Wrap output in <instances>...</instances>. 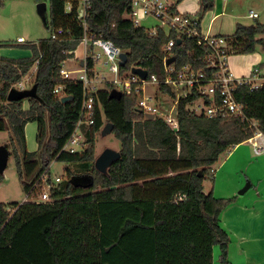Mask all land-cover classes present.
Listing matches in <instances>:
<instances>
[{"label":"trees","instance_id":"1","mask_svg":"<svg viewBox=\"0 0 264 264\" xmlns=\"http://www.w3.org/2000/svg\"><path fill=\"white\" fill-rule=\"evenodd\" d=\"M6 1L0 0V6ZM49 1L47 27L51 34L58 29L63 33L29 44L31 57L0 55V132L9 130L10 145H5L14 155L25 191L33 197L0 202V264H214L216 245L221 248V264H230V236L220 215L236 197L218 198L213 191H205L204 182L213 181L221 155L257 131L264 135V84L257 89L245 83L236 87L244 115L199 114L195 108L199 93L182 96L179 128L174 130L163 118L150 119L137 109L138 84L117 99L110 98L116 85L105 82L95 94L96 122L86 131L85 151L58 158L71 164L67 177L51 185L50 201H38L35 183L44 171L50 173L48 167L76 124L84 98L82 81L61 74L85 35L76 12L78 0L71 12L65 10L68 0ZM181 1L174 2V10ZM210 1L202 0L197 15L213 6ZM131 4V0H91L86 17L90 36L110 40L127 54L121 75L142 67L149 78H164V45L170 38L177 41L169 56L175 57L177 67L190 64L212 73L208 47L199 45L196 38L179 35L176 29L158 27L153 34L135 25L123 16ZM198 27L202 30L200 18ZM228 39L233 54L254 53L258 46L264 48V24H238ZM86 61L93 77L96 63L90 54ZM34 66L39 98H28L25 109V99L9 102L7 95ZM58 86L62 91L56 94ZM162 90L176 96L171 87ZM65 95L72 99L63 102ZM205 101L209 104L210 99L206 96ZM30 121L38 125L39 151L27 150ZM108 122L113 123L112 133L120 141L121 158L105 175L94 166L95 137ZM80 175H89L91 183L74 185L72 179ZM3 180L0 174V183Z\"/></svg>","mask_w":264,"mask_h":264},{"label":"built area","instance_id":"2","mask_svg":"<svg viewBox=\"0 0 264 264\" xmlns=\"http://www.w3.org/2000/svg\"><path fill=\"white\" fill-rule=\"evenodd\" d=\"M74 1H67L66 12L73 11ZM131 2V9L126 11L123 16L133 21L135 25L142 26L141 22L143 20L153 18L160 22L158 26L149 28L153 34L156 33L158 27L167 30L176 29L179 35L187 38H196L199 45L208 47L210 54L207 56V62L212 73L208 74L203 69L197 70L190 64L182 68L177 67L174 63L167 64L166 61L171 55L170 51L177 42L175 38H170L164 45L166 52L164 78H158L156 75H152L149 78L148 73L147 78L142 79L139 75L133 74L132 71L121 75L120 62L121 54L124 51L110 40L92 37L87 33L86 17L92 6L91 0H78L76 12L85 27V35L80 44L83 47L84 56L75 68L65 69L64 63L61 74L64 78L82 81L84 98L76 124L54 157L57 160L65 154L81 155L85 151L86 131L91 130L96 122L95 94L99 89L97 83L108 81L97 71V65L100 63H102V67H108L109 71L116 74L117 78L112 81L116 85V89L130 93L133 84H138L136 91L141 94L137 102V109L144 112L145 115L153 114L155 117L163 118L174 130L179 128L177 113L178 103L182 96H187L193 91L199 93L201 98L195 102V104L201 102L199 111L196 109L199 114H206L209 117H226L230 114L244 115L243 105L238 103L235 96L236 87L245 83L250 84L251 89H257L264 84V81L258 83V80L263 79L259 75L260 68H254L246 75L236 76L228 64V57L233 54V46L228 37L212 35L209 32L204 33L198 27V19L195 15L189 12H182L178 8L174 10V2L172 0H131ZM258 16L257 12L250 11V17L257 18ZM62 33V29H58L53 31L51 36L56 39ZM18 41L24 42V38L20 37ZM89 54L96 63V72L93 77L89 75L86 63ZM147 85H155L157 92L147 95L145 92ZM163 86L171 87L176 96L164 92L162 90ZM61 91L62 87L58 86L54 93L59 94ZM206 96L210 99L209 104L205 101ZM249 140L257 155L264 153V135L260 131H257ZM61 180V176L52 178L47 170L44 171L35 183V188L38 192L40 191V199L38 201H50L49 189L51 185L57 184ZM32 199L33 197L27 194L24 201Z\"/></svg>","mask_w":264,"mask_h":264},{"label":"rangeland","instance_id":"3","mask_svg":"<svg viewBox=\"0 0 264 264\" xmlns=\"http://www.w3.org/2000/svg\"><path fill=\"white\" fill-rule=\"evenodd\" d=\"M172 1L176 2L177 0ZM44 2L47 4V11L44 15L39 14L38 2L35 0H8L3 6H0V55L11 59L31 57L33 50L29 44L38 43L40 40L51 36V30L46 24V21L50 19V1L46 0ZM208 3L213 4V6L204 10L202 15H197L202 6V0H183L178 4V8L182 12H189L197 16L198 19L200 18L203 32H209L212 35L231 36L236 31L238 24L252 25L258 22L264 24V0H211ZM251 10L257 12L259 16L257 18L250 17ZM159 24L160 22L153 18H148L141 22V25L146 28L156 27ZM20 37L24 38V42L18 41ZM79 53L81 55L83 53V47L81 46H79ZM101 64L97 65V71L100 75L104 76L109 82L114 81L117 78L116 74L109 71L108 67H102ZM228 64L236 76H242L247 71L260 68V76L263 79L258 80V83L264 81V48L261 45L258 46L257 51L254 53L231 54L228 57ZM77 66L78 63L75 59H68L64 64L65 69H72ZM35 70L36 67L34 66L15 87L19 89L32 87L35 81ZM105 84L104 82L97 83L99 88L104 87ZM145 92L147 95H151L157 92V87L155 85H147ZM200 105L201 102H197L195 105L197 111H199ZM28 107V100L25 99L24 108L27 109ZM37 132V122H28L26 125V143L27 150L30 152L39 151ZM9 134V130L0 132V145H10ZM95 144L97 156L107 147L120 150V141L114 133L106 136H102L101 132L97 133ZM250 148L253 149L251 145ZM228 155L229 151L221 155L219 162L226 159ZM258 159L260 158L255 156L252 160L254 164L247 171H244V174L247 173L253 178L255 189L260 186V182H264V162L258 164ZM70 165L67 161L54 158L49 165L51 177H67L66 169ZM248 181L252 183L250 179H246L243 187ZM206 188L208 190V183H206ZM39 192L34 196L36 200L40 199ZM26 196L27 192L19 177L16 160L14 155H11L4 172V180L0 183V202H22ZM223 225L230 236L228 260L230 264H234V224L232 228H227L225 224ZM214 264H221V248L219 245L214 247Z\"/></svg>","mask_w":264,"mask_h":264},{"label":"crops","instance_id":"4","mask_svg":"<svg viewBox=\"0 0 264 264\" xmlns=\"http://www.w3.org/2000/svg\"><path fill=\"white\" fill-rule=\"evenodd\" d=\"M83 56L84 53L81 55L78 47L72 59L78 63ZM250 145L253 148L248 140L232 148L227 158L214 166L212 183L210 180L204 182L205 191H213L218 198L236 197L220 215L223 227L225 224L227 228H232L234 224V264H264V182H260V186L255 189L253 178L247 173L244 174V171L254 164L252 160L255 156L260 158L258 164L264 162V153L257 155ZM246 179H250L253 184L252 189L243 198L238 192Z\"/></svg>","mask_w":264,"mask_h":264},{"label":"water","instance_id":"5","mask_svg":"<svg viewBox=\"0 0 264 264\" xmlns=\"http://www.w3.org/2000/svg\"><path fill=\"white\" fill-rule=\"evenodd\" d=\"M38 12L41 15H44L46 10H47V4L46 2H40L37 5ZM178 43H181V39H178ZM175 61V57L169 58L166 63L171 64ZM128 62V56L126 53L121 54V66H125ZM83 64V62H81ZM132 73L139 75L142 79H146L148 76V71L146 69H143L142 67H134L132 69ZM37 84L35 83L32 87L30 88H25V89H19L17 87H12L7 95V100L9 102L13 101H20L28 98H39L38 92H37ZM123 96V92L118 89H113L110 92V98H117L121 99ZM72 99L71 96L65 95L62 97V101H67ZM146 117L150 119H154L155 116L153 114H146ZM114 125L111 122H108L104 125L101 133L102 136H106L108 134H111L113 132ZM10 150L7 148L6 145H0V174H4L9 158H10ZM121 158V152L120 150L107 147L105 148L95 159L94 166L96 170L102 174L109 175V171L111 166L113 165L114 162L119 160ZM92 181V178L89 175H80L72 179V183L74 185L77 184H83V185H88ZM252 189V183L250 181L247 182V184L238 192L240 196H245L250 190Z\"/></svg>","mask_w":264,"mask_h":264}]
</instances>
